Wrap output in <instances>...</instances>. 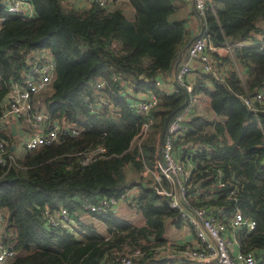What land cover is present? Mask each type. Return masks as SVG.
Here are the masks:
<instances>
[{"label": "trees", "instance_id": "trees-1", "mask_svg": "<svg viewBox=\"0 0 264 264\" xmlns=\"http://www.w3.org/2000/svg\"><path fill=\"white\" fill-rule=\"evenodd\" d=\"M5 2L0 0V116L11 82L21 80L29 58L47 49L54 75L44 90L31 96L32 107L47 112L59 126L78 129L50 146L16 156L19 167L5 172L0 168L1 235L13 251L7 264H102L114 253L136 247L142 253L132 263L143 264L153 256L149 248L162 242L163 218H180L165 206L166 198L159 204L151 192L157 124L151 122L143 138L134 140L143 122L134 103L144 91L158 93L154 82L169 62L172 66L184 60L182 46L191 38L184 34L192 10L183 14L182 0H126L132 11L129 19L121 6L73 7L66 0H30L34 15L24 18L6 12ZM201 25L200 34L215 46L229 45L230 55L210 52L217 60L215 75L198 67L192 70L189 99L205 96L214 117L188 106L180 122L186 143L197 146L190 177L199 180L198 187L217 194L206 203L214 214L238 209L254 220V227L239 230L236 239L241 250L264 263V97L254 103L255 110L242 101L256 91L264 93V0H212ZM183 98L176 87L163 92L162 122ZM13 137L9 127L0 132L8 151ZM96 146L104 149L101 156L81 165L80 155ZM126 166L131 173L148 168L147 176H129ZM217 169L232 184L208 187ZM231 187L234 194L225 199ZM193 191L188 206L196 207L201 204L189 197ZM123 193L143 224H130L109 209L82 208L85 202ZM44 204L65 207L72 214L76 237L45 225ZM94 220L109 234L102 235Z\"/></svg>", "mask_w": 264, "mask_h": 264}, {"label": "built area", "instance_id": "built-area-1", "mask_svg": "<svg viewBox=\"0 0 264 264\" xmlns=\"http://www.w3.org/2000/svg\"><path fill=\"white\" fill-rule=\"evenodd\" d=\"M74 3L75 6L85 4H94L99 7L114 8L119 1L126 0H66ZM212 0H190L199 23H202L204 9L210 6ZM4 10L11 14H17L24 18L33 17L34 12L30 0H6ZM0 17V21H1ZM184 34V38H185ZM222 51L230 55V46L213 45L206 35L199 34L193 37L185 49V60L180 62L174 71L173 81L182 86L187 93L191 91V82L186 79L187 74L198 67L203 72H211L215 75L214 67L217 60L210 52ZM54 60L47 49H41L39 53L28 59L26 67L21 74L20 81H12L4 97V104L7 103L9 109L2 112L0 116V132L6 127L8 119L25 122L28 125L27 135L20 140V146L23 151L32 150L40 146H50L60 140L64 135H74L78 129L68 125L59 126V124L50 119L47 112L35 110L31 104V96L40 90H44L54 75ZM163 76V75H162ZM155 80L154 85L158 93L152 90L144 91L137 95L134 103L135 112L143 118L138 132L134 136L137 142L143 138L148 125L156 122V147L153 160V167L150 170L152 182L151 192L159 202L166 198L165 206L174 208L178 217L188 224L191 228L192 241L183 240L179 243H172L169 240V234L166 232L168 220L170 217H164L162 220V242L149 248L153 256L162 253L165 258L180 254L190 259L197 260L201 264H264L260 258L254 256L250 251H243L239 248L236 233L244 229L246 232L254 227V220L247 218L235 209L231 214L221 213L216 215L212 212L206 203L216 198L217 194L209 189L205 190L198 187V181H193L191 171L193 161L191 155L195 152L197 146H190L186 143L183 132L181 131V121L188 115V106L192 101L188 96V105L183 108L172 119L167 121L162 133L160 128L162 122V96L163 77ZM264 93L256 91L251 95L242 97L245 106L250 110H255L254 103H260ZM162 122V124H161ZM7 129V128H6ZM5 129V130H6ZM3 141L0 139V168L5 172L10 167H19L16 162V154L6 149ZM104 149L96 146L84 153L78 159L81 165H84L96 157L101 156ZM160 159L163 161L161 163ZM148 172V168L142 170ZM226 183L232 184L223 178L220 170H216L213 179L207 184L208 187L220 188ZM194 190L189 196L193 201H198L201 205L196 207L188 206V193ZM235 187H231L225 194V199H230L234 194ZM126 193L114 197H101L95 203L85 202L82 208L94 211L107 209L112 210L116 205L125 200ZM43 217L46 226H55L64 228L72 237H76V220L65 207L55 209L43 205ZM166 218V219H165ZM2 214L0 212V264L9 261L13 251L5 244L1 235ZM139 248H134L126 253H114L110 261L101 262L102 264H132L134 258L141 255ZM7 261V262H8ZM6 262V264H7ZM163 264V263H160Z\"/></svg>", "mask_w": 264, "mask_h": 264}, {"label": "crops", "instance_id": "crops-1", "mask_svg": "<svg viewBox=\"0 0 264 264\" xmlns=\"http://www.w3.org/2000/svg\"><path fill=\"white\" fill-rule=\"evenodd\" d=\"M181 5H182L181 10H182L183 14H186V11L188 10V8L191 9L192 12H193V16L188 20L187 26L185 28V35L186 36L190 35V37L192 38V36H195L199 32V28L201 26V23H199V18L196 15V12H195V10L192 7V4H191L190 0H182ZM181 46H182V44L179 47L176 48V50H175L176 53L178 52V50H180ZM184 46H185V44L182 46V50H184V60H185V49H186V47H184ZM219 53L223 54L222 51H220ZM183 61H181V62H183ZM179 64L180 63H178L177 65H172V66H170V62L167 64L166 70L162 73L163 76L161 75L163 77L162 78L163 86L161 88V90L163 92L170 91V90H172L175 87L174 86V81H173L174 71L178 67ZM193 76H194V74L191 72V73L187 74L186 79L191 81L193 79ZM7 124L9 125V128H10V124L13 125L14 132H13L12 135L18 136L20 139L24 135L26 136L27 132H29L28 125L25 122H21V121H17V120H14L12 118H9ZM6 128H8V127H6ZM4 130H3V132H4ZM9 148H10L11 152L16 154V156H21L23 154V152H24L23 149L21 148L20 152L15 153V145H14V143L12 145H10ZM169 217L170 218L167 219L168 220V222H167L168 225H167V229H166V232L169 234V240L172 243H179V242H181L183 240L192 241L193 237H192V234H191L190 226L188 224H186L181 219L175 221L171 216H169ZM119 218L125 219L130 224H133V225L143 224L142 217L138 214V212H136L135 209L127 217H119ZM93 224H94L95 227H97V229L99 230V232L102 235L106 236V235L109 234L108 231L106 230V228L104 227L103 223L100 220H94ZM149 239H151V238H149ZM162 256H163V254L160 252L157 255L152 256V257L158 258V257H162ZM186 258H188V257H186ZM134 259L137 260V258H134ZM170 259H172L171 264H199L197 262V260H195L194 262L185 261L183 259V256L180 255V254H176L174 256H169V257L165 258V260L163 262H156V264H159V263L168 264V260H170ZM147 261H148V259H147ZM135 262L136 261H134V263ZM134 263H132V264H134Z\"/></svg>", "mask_w": 264, "mask_h": 264}, {"label": "rangeland", "instance_id": "rangeland-1", "mask_svg": "<svg viewBox=\"0 0 264 264\" xmlns=\"http://www.w3.org/2000/svg\"><path fill=\"white\" fill-rule=\"evenodd\" d=\"M71 6L74 7V3H70ZM115 6H121L123 8V12L125 14L126 17H128L129 19L132 18V11H131V8L129 5H127V2L125 1H119L117 2ZM179 14V10L177 9L176 12L174 13V16H177ZM189 108L193 109L194 112H200V113H203L205 116H207L208 118H213V114L212 112L210 111L209 109V106H208V100L205 96H200V97H195L189 104ZM186 118V116H185ZM184 118V119H185ZM184 121V120H183ZM185 129V126L183 123H181V131L183 132ZM13 142H14V145H15V153L17 152H20L21 150V146H20V138L18 136H14L13 137ZM225 141H228L227 138H225ZM131 170L126 166V172L127 173H131L130 172ZM146 173H144L142 170H139L137 173H131V174H127L129 176H134L135 175V178H140V177H145L147 176ZM126 200V199H125ZM123 201L122 203L116 205L112 211L113 213L117 216V217H127L128 215H130V213H132V211L134 210V208L130 205H128V202L130 200H126V201ZM8 260H6L7 262ZM3 263V264H6Z\"/></svg>", "mask_w": 264, "mask_h": 264}, {"label": "water", "instance_id": "water-1", "mask_svg": "<svg viewBox=\"0 0 264 264\" xmlns=\"http://www.w3.org/2000/svg\"><path fill=\"white\" fill-rule=\"evenodd\" d=\"M202 30H203V27H202V25H201L200 28H199V32H198L195 36H198V35L202 32ZM195 36H192V38L195 37ZM192 38H190V40H191ZM190 40L185 44L184 47H186V46L188 45V43L190 42ZM174 86H175L176 88H178V89L181 90V92L183 93L184 98H183V101H182V102H181V103H180V104H179L174 110H172L171 112H169L168 114H166V116L164 117L163 125H162V128H161V133H162V131H163V129H164V127H165V125H166V123H167V121H168L170 115L173 114L176 110H178V109L184 107V106L187 104V101H188V93L185 91V89H184L182 86L176 84L175 81H174ZM4 107H5L6 109H9V106H8L7 103L4 104ZM10 128H11V133L13 134L14 130H13V125H12V124H10ZM160 161H161V163L163 164V161H162L161 159H160ZM183 259H184L185 261H187V262H194V261H195L194 259L186 258V257H184V256H183ZM148 260H150V261H154V262H163V261L165 260V257H163V256H162V257H158V258L151 257V258H149ZM146 262H147V260H146L143 264H146ZM197 262H198L199 264H201V262H199V261H197Z\"/></svg>", "mask_w": 264, "mask_h": 264}]
</instances>
